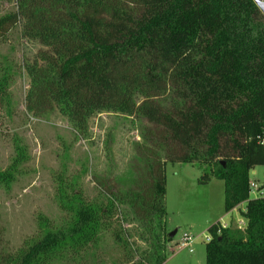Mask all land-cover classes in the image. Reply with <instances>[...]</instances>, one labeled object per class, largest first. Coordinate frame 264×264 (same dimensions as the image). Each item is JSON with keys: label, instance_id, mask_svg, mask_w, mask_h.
Returning <instances> with one entry per match:
<instances>
[{"label": "trees", "instance_id": "1", "mask_svg": "<svg viewBox=\"0 0 264 264\" xmlns=\"http://www.w3.org/2000/svg\"><path fill=\"white\" fill-rule=\"evenodd\" d=\"M14 1L0 13V38L21 22L22 35L46 47L26 63L28 111L57 106L78 133L102 111L154 128H141L124 188L102 178L105 203L59 178L67 219L55 226L40 215L37 235L14 252L0 249V264H51L77 252L111 226L118 204L129 206L150 246L132 264H162L167 162L207 169L201 183L222 180L224 210L245 221L208 227L204 264H264V195L250 198L249 178L264 166V15L254 0ZM8 96L3 75L0 105ZM15 164L0 170V183L13 181ZM1 237L0 229V245Z\"/></svg>", "mask_w": 264, "mask_h": 264}, {"label": "rangeland", "instance_id": "2", "mask_svg": "<svg viewBox=\"0 0 264 264\" xmlns=\"http://www.w3.org/2000/svg\"><path fill=\"white\" fill-rule=\"evenodd\" d=\"M14 3L0 0V13L15 9ZM21 31L18 22L0 38V78L7 76L9 93L0 105V170L16 163L13 181L9 185L0 183L3 252H14L35 237L40 215L55 226L67 219L68 213L57 199L59 178L65 185L74 183L84 197L103 203L105 188L99 184L103 177L110 174L109 181L124 188L120 183H127L133 176L130 165L136 162L133 157L135 144L142 141L140 130L154 128L145 118L102 111L90 116L87 130L78 133L57 106L45 114L28 111L25 98L30 79L26 63L46 47L24 37ZM134 98L139 101L141 96L136 94ZM252 171L250 198H255L261 194L264 166L258 165ZM203 172L208 171L185 162L165 165L164 234L177 231L165 247L162 264H204L208 227L217 222L239 227L240 211L224 210L223 181L212 177L201 183ZM117 206L111 226L102 230L95 242L77 252L65 250L51 264H132L150 251L140 221L128 205ZM239 206L243 210L245 202ZM184 233L194 237L193 252L178 246ZM162 240L165 243V238Z\"/></svg>", "mask_w": 264, "mask_h": 264}, {"label": "built area", "instance_id": "3", "mask_svg": "<svg viewBox=\"0 0 264 264\" xmlns=\"http://www.w3.org/2000/svg\"><path fill=\"white\" fill-rule=\"evenodd\" d=\"M261 143L264 144V139L261 141ZM250 188L252 191L251 181H250ZM259 189H260L259 191L261 193L260 195H264V189H261V188H259ZM256 191H258V188ZM238 223H239L238 228H242V226H245V221L242 218L238 221ZM220 225L222 227H228V225L225 223H220ZM209 239H210V236L208 235L206 237V241H208ZM193 242H194V237L191 234L184 233L178 241V246L180 249L185 248V249H188L190 252H193Z\"/></svg>", "mask_w": 264, "mask_h": 264}, {"label": "water", "instance_id": "4", "mask_svg": "<svg viewBox=\"0 0 264 264\" xmlns=\"http://www.w3.org/2000/svg\"><path fill=\"white\" fill-rule=\"evenodd\" d=\"M254 3L257 5L261 13L264 15V0H254ZM223 165L224 161L221 162ZM177 229H174L169 232V237L172 238L176 234Z\"/></svg>", "mask_w": 264, "mask_h": 264}, {"label": "crops", "instance_id": "5", "mask_svg": "<svg viewBox=\"0 0 264 264\" xmlns=\"http://www.w3.org/2000/svg\"><path fill=\"white\" fill-rule=\"evenodd\" d=\"M252 172H254V170H253ZM233 210H234V209H233Z\"/></svg>", "mask_w": 264, "mask_h": 264}]
</instances>
